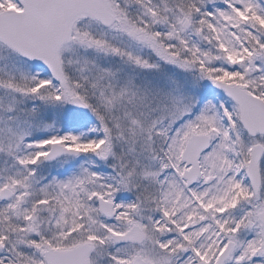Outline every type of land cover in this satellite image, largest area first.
Wrapping results in <instances>:
<instances>
[{"label": "snow or ice", "instance_id": "6c2138e0", "mask_svg": "<svg viewBox=\"0 0 264 264\" xmlns=\"http://www.w3.org/2000/svg\"><path fill=\"white\" fill-rule=\"evenodd\" d=\"M0 264H264V0H0Z\"/></svg>", "mask_w": 264, "mask_h": 264}]
</instances>
